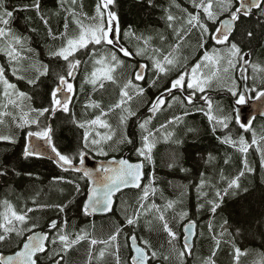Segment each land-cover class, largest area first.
I'll use <instances>...</instances> for the list:
<instances>
[{
	"label": "snow or ice",
	"instance_id": "obj_1",
	"mask_svg": "<svg viewBox=\"0 0 264 264\" xmlns=\"http://www.w3.org/2000/svg\"><path fill=\"white\" fill-rule=\"evenodd\" d=\"M77 0H60L61 7L65 11L63 31L54 33L49 24V19L44 16L41 11V0H32L31 4H23L14 7L11 10L5 6L6 0H0V54L7 59V66L0 65V124H5V118L11 119L12 125L16 129L24 131L25 144L23 147V157L44 159L49 158L65 172L78 174L77 178L60 177L64 183L73 185V191L76 194L81 192V186L77 183L78 178H84L87 181V200L83 203L84 215L89 212L95 214L97 212L108 213L113 210L114 198L117 193H120L126 188H135L139 190L137 199V207L132 213L124 209L125 215L123 223L116 222L114 231H112L107 239L97 240L90 238L89 234L83 229L79 233L73 234L67 232V220L61 226L55 220L48 225L47 231H35L36 224L28 225L31 217L29 213L34 211V208L28 207L21 212L14 210L13 206L7 201H3L5 211L0 213V242L6 241L8 234L15 232L16 236H23L28 233L25 239L21 241L22 247L15 251L14 255L0 256V264H38L39 253L53 252L59 259L53 260V264H62L64 256L71 248L79 244L80 241L90 238V245L95 246L98 243L104 244L107 247H115V264H120L119 256V237L121 233L125 236V241L131 240V251L135 255L131 256L132 264H151V260L158 259V252L153 247L150 239H143L125 232V226H139L141 217L145 218V228L147 231H152L153 221L159 222L162 233L165 234L163 239L167 244L174 246L176 242L182 238V250L179 251L178 257L180 264H184L186 254L191 255L194 247L192 237L195 234L196 224L188 219L189 213L181 209L178 213L175 212L174 206L182 203V200H167L163 205H157L154 201L146 203L150 195L155 196L157 189L152 187L155 183L154 174L149 175L148 184H144V162H153V149L160 137H163L167 142L174 133L169 129V126L177 125L183 122V117L190 113L189 106L195 108L196 111L203 112L207 116L208 121L213 125L212 131L215 134L217 130L223 133L217 136V139L225 145H228L244 155V169L252 172L253 169L248 163L247 154L250 149L255 150L261 156L260 167L264 168V134L257 138V133L252 129L251 119L244 118L239 112L235 116V123L244 133L252 132V139L249 142L243 134H237L234 138L230 128L232 117L229 115H214L213 102L210 96L204 95L206 91L212 87L213 83H221L222 86H227V91L233 97H236L235 104L243 105L246 102V94L249 92L255 93L257 100L264 98V90H259L255 87L238 91L236 81L229 74L234 72L238 67L241 70V75H244L246 66L249 65L247 53L242 47L243 37L237 39L235 33L239 23H243L242 17L250 18L253 16L254 10L264 13V0H190L191 9H182L184 15L176 17L170 12L166 13L167 27L172 30L175 43L169 45V49L165 52L158 47H152L150 44L151 37H136L137 41H142L143 46H137L135 56L141 57L147 62H137L132 69L130 77L120 87L119 99L111 104L107 110L101 107V104L90 99L89 103L85 104V108L99 109V114L93 119L86 122L78 123V127L85 128L82 138V147H79L72 154L62 153L53 140V129L48 123V119L56 111L62 110L65 113L69 112V103L72 99L71 95L74 86L69 78H73L79 66L89 61L92 63L93 70L85 76V83H89L94 89L99 87L104 88V82L110 81L117 84L115 72L124 66L126 63L124 58L133 57V52L124 47L120 43V29L118 24V16L116 12L111 10V6L115 4V0H99L96 5L95 16H84L85 20H90L92 23L85 24L78 18L76 12ZM68 4V7H64ZM176 7H180L178 4ZM35 11L37 16L43 21L48 29V36L53 40H61V46L51 53L52 57L60 58L66 62V74L58 76V83L51 90L50 99L47 107H33L31 104H26L25 101H31L32 97L21 91L17 84L8 78L9 70L11 75L16 80L27 79L29 85H35L40 76H45L48 73L47 65L33 68L38 73L35 78H26L21 74V62L29 57L24 53H32L34 50L30 47L31 38L22 34H18L12 27L14 13ZM227 14V18H221ZM106 15V19H105ZM72 17V21L78 26V33L75 35L68 34V18ZM180 20L179 25L175 23ZM212 25H216L215 28ZM29 31H36L30 28ZM196 47L203 49V54L192 65L187 63V57L181 58V45L190 35L197 34ZM125 36L131 35V32H126ZM249 32L248 36L251 37ZM161 41L165 37H160ZM211 43L212 51H208L206 47ZM223 45L221 50L216 46ZM82 57H88V60H83ZM254 72H264V68L257 65H251ZM207 69V71H204ZM152 76L149 77L148 73ZM175 73V75H172ZM165 77V85L158 93L147 100L146 108L150 114L142 117L138 111L133 110L130 102L134 97L146 96V88L143 83L147 81L148 88L157 87V83L161 77ZM230 81V86L228 82ZM197 93L201 95L197 97ZM204 102L207 107H196V101ZM186 102V103H185ZM176 103H179L184 108L183 115H172L170 118H165L164 122L158 127L153 126V120L157 114L168 109H172ZM119 109L120 114L118 124L122 131L118 143H127L133 146L140 162L130 163L127 159L109 160L99 164L94 170H88L84 167L85 157L89 152H94L97 156H107L108 152L105 145L113 141L117 134V130L108 123L106 117L109 113ZM222 111V110H221ZM264 116V111L260 112ZM43 118V119H41ZM136 118L138 128L140 130V145H136L134 138L130 137L126 132L127 122ZM75 122V120H74ZM90 128H104L108 131L101 134L96 132L92 136ZM192 129H189L191 131ZM159 134V135H158ZM0 141L8 143H16L15 134H0ZM214 159L209 156V160ZM225 164L229 163L225 159ZM169 167H172L170 164ZM182 171L184 169H181ZM8 174L7 166L0 169V176ZM245 174L241 170L239 174L227 181V187L223 189V194L217 190L215 196L218 200H222L223 196L228 195L230 189L239 188V178ZM29 175H31L29 173ZM201 181L195 187L199 196H204L202 192L205 185L203 179L204 173H201ZM221 180L225 177L221 174ZM162 195V194H161ZM75 197L63 204L56 205H38L37 207H55L59 212H65V209L74 202ZM35 204V200L33 201ZM211 205V212L215 215L220 204L217 200L208 201ZM203 204L197 205V211L203 208ZM173 210V220L180 224L182 234L178 236L177 231L171 226V221L167 218L166 213ZM151 217V218H148ZM15 222H18L17 226ZM224 225H221L220 235H224ZM209 231H212V223L209 221ZM213 241L218 247L220 240L216 235H213ZM52 248L49 249L48 245ZM163 247V244H161ZM216 249H213L212 256H215ZM235 259L239 261L242 254L239 248H234ZM246 254V253H244ZM89 258L92 257L91 249L89 250ZM163 255V254H160ZM105 256V250H101L99 258ZM36 257V259H34ZM49 259H52L49 256ZM165 261L169 260L168 255H163ZM203 264H214V260L206 258ZM254 264H264V259L255 261Z\"/></svg>",
	"mask_w": 264,
	"mask_h": 264
},
{
	"label": "trees",
	"instance_id": "obj_2",
	"mask_svg": "<svg viewBox=\"0 0 264 264\" xmlns=\"http://www.w3.org/2000/svg\"><path fill=\"white\" fill-rule=\"evenodd\" d=\"M31 2L32 0H6L5 6L11 10L23 4H31ZM98 2L99 0H77L75 10L78 13V18L85 24L92 23L90 20H85L84 16H95ZM177 4L180 6L179 8L176 7ZM188 6L187 0H115V4L111 6V10L116 12L118 16L120 43L134 53L138 45L143 46L142 41L138 42L136 37L143 36L151 37L150 44L152 47H163L164 41H161L160 37L163 36L166 39L167 35L171 32V29L167 27V21L165 19L166 13L170 12L179 18L184 15L182 9L188 8ZM64 7H68V4H65ZM41 11L49 19V24L54 33L64 30L63 24L66 13L61 7L60 0H41ZM254 13L250 18H241L243 23L238 22L235 33L237 39H240L241 36L243 37L242 47L244 52H249L251 58L256 62H261L264 61V13L257 10H254ZM222 17H227V14H224ZM68 23V34L71 36L78 33V26L72 21V17L70 16ZM175 23L178 26L180 20L177 19ZM215 26L212 25L213 28ZM12 27L18 34L31 38L30 47L34 50L32 53H24L29 58L21 62V74L26 78H35L38 73L33 68V65L41 68L43 65H47L48 73L45 76H40L35 85H29L27 79L16 80L11 75L10 70L8 78L16 83L21 91H24L28 96L32 97L31 101H25L26 104H31V106L37 108L41 106L47 107L51 90L58 83V76L60 74H66L67 71L65 61L51 56V53L61 46L62 41L58 39L53 40L48 36V29L35 11L14 13ZM159 27L162 29L160 37L157 33V30H160ZM30 28L36 31L31 32L29 31ZM126 32H131V35L125 36L124 34ZM249 32L252 33L251 37L248 36ZM206 47L211 53V43ZM216 47L220 49L219 45ZM195 52L199 56L203 54V49L198 50L195 46ZM82 59L88 60V57H82ZM124 59L126 61L132 60L131 58ZM197 59L199 57L195 60ZM143 60L140 57L135 58L136 63L146 62ZM0 65L7 66V59L2 54H0ZM132 69L133 67L131 65L122 68L121 72L118 73V78L121 81H126L130 77L129 71L131 70L132 72ZM92 70L91 61L87 64L82 63L79 66L74 77L69 78L74 86L72 99L69 104V112L65 113L62 110H58L48 119V123L53 129V140L62 153L72 154L79 147H82V138L86 129L78 127V123L95 118L100 111L99 109L85 108V104L89 103L90 99L100 103L101 107L105 110L118 99L116 97V90L106 96L100 94L99 87L94 89L91 84L85 83V76L90 74ZM149 76H152V73ZM117 90H119L118 87ZM209 94L211 99L218 98V93L210 92ZM219 100L218 107H220L221 101H225V98ZM214 103L216 104V102ZM174 107L178 110L177 115H183L185 109L179 103H176ZM188 110L191 113L189 117L192 116L195 121L203 117L199 111H196L191 106H189ZM5 120V124H0V134H15L16 143L0 141V169H3L4 166H7L8 169L7 175L0 176V213L5 211L3 207V201L5 200L17 212L32 207L34 211L28 214L31 219L28 221L27 226L36 224L37 228L35 231H47L51 221L57 220V223L63 226L66 219L67 232L73 234V238L74 234L79 233L81 229L88 234L91 230H94L95 233L101 227L106 229L104 232L114 230L116 220H118L115 212L112 216L97 218L95 223L91 222L82 213L81 202L84 195V180L82 178L77 179V183L81 186V192L76 194L73 191V185L66 184L59 178L75 179L78 175L60 170L53 162L46 159H25L22 155L25 144L24 131L16 129L12 125L10 118L6 117ZM130 120V129H132V122L134 120ZM134 123L137 124L136 122ZM119 127L116 129L117 133L120 131ZM188 127L192 129L189 131L191 135H179V142L175 146H172V144L164 146L161 140L156 143L152 153L153 165L155 167L154 172H152L155 176V183L152 187H155L157 192L155 196L150 195L146 203H152L154 201L157 205H163L167 200H182V203L174 206L175 212L178 213L181 209L188 211V219L194 221L197 225L195 246L191 257L188 258L187 255L185 256L184 264H203L206 258L214 260V264H237L234 258V248H239L242 253L239 257L238 264H254L255 261L264 259V186L256 183L255 186L241 190L236 194H233L230 189L228 195L223 196L222 200H218L215 194L212 193V188H215L214 181L209 183L207 182L208 180H205L208 186L205 184L202 192L206 193V195L199 196L195 186L199 184L197 180L200 179V172L219 174L220 170H222L223 175L225 172L227 180L218 187V190L223 194V189L227 187L228 179H231V176L237 174L238 171L230 173L229 164H225L224 161L225 159L230 161L231 157L235 156L234 153H237L239 159H242V153L236 152L234 148L225 144H222L224 148L223 152L221 149H214L211 146L212 139L217 140V136L219 135H210L209 125L207 127L201 125L203 134L198 133L199 124ZM137 129L139 130V128ZM138 130V135H134L130 130L126 132L130 137L135 139L136 145L138 144L139 146L140 130ZM262 131L264 133V128H262ZM244 136L246 140L251 141L250 135ZM167 146H171L169 149L173 150V153H177L178 156L183 154V158L171 164L172 167H169L170 164L163 165L160 162V158ZM156 149L158 150L156 151ZM122 155H126L130 160L139 159L132 145L121 147L120 151L114 156L120 157ZM207 155L208 158L211 156L214 159L211 161L208 160ZM146 163L147 161H145ZM179 169H185L187 173H179ZM257 175L262 176V173H257ZM148 177L149 169H146V180L144 184H148ZM178 181L180 184L176 187ZM138 195L139 191H129L122 194L121 198L126 199L128 203L130 201L133 205L131 211H134L137 207ZM72 197H75L74 202L63 213L59 212L55 207H37L38 205L63 204L72 199ZM34 200L36 202L35 204L33 203ZM211 200H217L220 204L215 215L211 212V205L208 203ZM198 204L204 205L199 212L197 211ZM166 215L172 222L171 226L177 231L178 236H180V224L183 222L177 223V221L173 220V210H169ZM209 221L212 223L211 232L208 227ZM225 221H227V224L224 226V235L221 236V225H224ZM14 223L20 226L18 222L14 221ZM130 228L132 230L129 229V233L143 239L151 240L153 247L158 252V259L151 260V262L180 264L178 257L179 251L182 250L180 240L173 242L174 246L178 249L175 255L176 259H174V256L168 253L169 249L173 246L167 244L166 240L163 239L165 234L162 233L159 222L153 221L152 231L149 232L145 228V218L141 217L139 226H131ZM2 231L0 229V233ZM27 235L28 233H24L23 236L18 237L15 232L8 234L9 238L4 242H0V255L15 252L21 246V241ZM213 235H216L220 240L218 247L213 241ZM120 237L123 240L125 239L123 233H121ZM161 244H163V247H161ZM48 247L51 249L52 245L49 244ZM87 247L88 239L80 241L79 244L71 248L64 256L62 264H86L88 260L86 258ZM95 247L99 248L100 246L96 245ZM214 248L216 249L215 256H212ZM160 254L168 255L170 259L165 261L163 255ZM49 256L52 259H49ZM120 256L121 264H129V253L126 244L121 246ZM55 259H59V257H56L53 252L43 253L38 256V264H49ZM112 263L114 262L111 261Z\"/></svg>",
	"mask_w": 264,
	"mask_h": 264
},
{
	"label": "rangeland",
	"instance_id": "obj_3",
	"mask_svg": "<svg viewBox=\"0 0 264 264\" xmlns=\"http://www.w3.org/2000/svg\"><path fill=\"white\" fill-rule=\"evenodd\" d=\"M182 1H184V0H182ZM187 3L190 4V1L187 0ZM159 29H160V27H159ZM161 30L162 29L157 30V33L159 34V37L161 36L160 35V33L162 32ZM197 35H198V33L194 34V35H190L186 39V41L181 45L180 56H181V58L187 57V63L189 65L194 64L196 62L195 59L202 55L201 54V55L198 56L196 54V52H195ZM174 40H175V37H174V34H173L172 30H171V32L167 35L166 39L164 40L163 47H158V48H161L165 52H167L168 49H169V45L175 43ZM136 57L137 56H135V52H134L133 53V57H131L132 60H129V61L125 60L126 63L124 64V66H122L121 68H119L115 72V77H116V80H117V84H113L110 81H105L104 82V88L103 89L99 88L100 89V91H99L100 94L107 96V95H110L112 93V91L116 90L117 91L116 97H118V99H119V92L120 91L117 90V87H118V89H120V86L123 85V83L125 81H121V79L118 78V73L121 72L122 68L129 67V65H131L133 67L136 64V61H135ZM143 61H146V60H143ZM250 65H249V68H250ZM254 65H257L256 62H255ZM204 71H207V69H205ZM129 74L131 75V70L129 71ZM149 74L151 75L150 72L148 73V75ZM172 75H175V73H173ZM229 75L233 79H235L236 87H237V89L239 91V83H238L237 76H236V70L234 72L230 73ZM250 76H251L252 80L256 81V83H260V81L258 80V75L257 74L251 73ZM165 79L166 78L162 76L160 78V80L158 81V83H157V87L148 88V90L146 91V96H144V97H134V99L130 102L132 109L138 111V114H139L140 111L144 112L146 110V102H147V100L149 98H151V97H154V95H156L158 93L157 89H159L160 87H163L165 85ZM228 86H230V81L228 82ZM226 90H227V86H222L221 83H213L212 87L209 88L206 91L205 94L213 92V93H218V95H219L220 93H222V92H224ZM201 103H202V101H201ZM119 114H120V110L117 109L114 112L109 113L108 116L102 117V119H106L108 121V123L112 125V127L114 129H117V127L119 126V124H118ZM177 114H178V110H177L176 107H173L172 109H168L166 111L160 112V113L157 114L156 118H154L153 126L158 127L160 123L164 122L165 118H170L172 115H177ZM206 117H207L206 115H203V117H201L200 120H196L195 121V120H193L192 116H190V117H189V115L184 116L182 123H179L177 125L169 126L168 130L172 131L174 133V135L167 142H165L163 137H160L159 140H161V143H163L164 146L169 145V144H172V146H175L176 143L179 142L178 141V139L180 137L179 135H184V134L185 135H191L189 130H188V129H190L188 126H190V127L192 125L197 126L198 124L200 125V127L198 129V133L203 134V132L201 131V128H202L201 125H203L204 127H207L209 125V127L211 129H212V126H213L208 120H207L208 124L206 123ZM132 120H134V122H137L136 118H132ZM130 121L131 120H129L127 122L126 131L130 130L134 135H138V133H137L138 123L135 124L134 122H132L135 125H133L132 129H130V126H129ZM230 128H231V131H232V134H233V132L235 130L234 125H233V121L230 122ZM90 130L94 133V134L92 133V136H95L97 131H99L101 134H104V133H106L108 131V129H104V128H93V130H92V128H90ZM119 130H120L119 133L116 134V136L114 137L113 141L108 142V144L105 145V149L108 152L107 156H97L94 152H90V153L92 155H94L95 157H98V158H108V157H113L115 154H117L120 151L121 147H123L125 145H130V144H127V143H123V144L118 143V141L120 139V136H121V133H122V131H124V129H121L119 127ZM254 131L257 133V135H260V133H261L260 130H254ZM249 135L252 138V132H250ZM212 140H213V142L211 143V146L214 147V149H216V150H220L221 149V151L223 152L224 148L222 146V143L218 139L217 140L212 139ZM169 147H171V146H169ZM169 147L167 146L165 148L166 150L164 151L163 155L160 158V162L163 165L174 164V163H176L178 161V159L183 158V154H180V156H178L177 153H173V150L169 149ZM157 150L158 149H156V151ZM234 154H235L236 157L232 156L230 161H229V163H228L229 164V171H230V173H235L237 170L238 171H237V174H234V176H231V178L236 177L241 170H244L245 174L243 176H240V178H239V188L231 189L232 193L236 194V193H238L241 190H245L246 188H251V186L252 187L255 186L256 183H260L261 185L264 186V173H263L262 176L257 175V173L260 172V170H259V165H260V161H261L260 154L255 152L254 148L250 149L249 153L247 154L248 163L251 166V168L253 169L252 172H248L247 170L244 169V164H243V160L245 158L244 155H243L242 159H239V155L237 153H234ZM207 158H208V155H207ZM208 160H209V158H208ZM153 162H154V160H153ZM153 162L150 163V164H153ZM238 165H240V166L237 168ZM262 170L264 172V168H262ZM178 172L182 173V174L187 173V171L185 169L183 171L179 169ZM200 173H202V171ZM219 174H220V177H221L222 170H220ZM219 174H215V173H211V172H204L203 179L206 177L204 180H208L207 182H209V183H212L214 181V183H215V188H212L213 189L212 193H214V194L218 190V187H220L222 185V183H224L227 180L225 172H224V175H223L225 177L224 180L220 179ZM201 179H202V177L200 176V179H198L197 182L200 183ZM179 184L180 183L177 182L176 183V187H178ZM205 184H206V186H208V183H205ZM132 207H133V205L129 201V203H128L127 207H126L128 213H130ZM123 214H125L124 210H123ZM177 252H178V249H177L176 246L171 247L169 249V251H168V253L171 256H174V259H176L175 255L177 254ZM86 264H87V262H86Z\"/></svg>",
	"mask_w": 264,
	"mask_h": 264
},
{
	"label": "water",
	"instance_id": "obj_4",
	"mask_svg": "<svg viewBox=\"0 0 264 264\" xmlns=\"http://www.w3.org/2000/svg\"><path fill=\"white\" fill-rule=\"evenodd\" d=\"M227 18V17H226ZM239 79L241 81V84H242V89L243 91L246 89V83H245V71H244V75L242 76L241 75V70L239 71ZM70 95V94H68ZM246 97H247V94H246ZM261 111H264V98L262 99H255L254 101L252 102H248V105L245 106V108H242L239 113L246 119H250L252 118L253 116L257 115V116H261L260 115V112ZM46 160H49L51 162H53L51 159L49 158H45ZM119 159H127L125 156H121V157H110V158H107V159H96V158H93L91 155L87 154V156L85 157V164H84V167L87 168L88 170H94L96 167L99 166V164L101 163H104L106 161H109V160H119ZM130 163H137V162H140V161H136V162H133V161H130L128 160ZM54 163V162H53ZM55 166L58 167V165L56 163H54ZM60 168V167H59ZM61 169V168H60ZM63 170V169H62ZM64 171V170H63ZM144 171V169H143ZM88 187V186H87ZM123 190H136L135 188H126V189H123ZM122 190V191H123ZM118 194V193H117ZM116 194V195H117ZM87 200V188H86V194H85V201L86 202ZM82 211H83V205H82ZM112 212V211H111ZM111 212H108V213H103V212H97L95 214L89 212V214L87 216H90V215H94V216H99V215H107V214H110ZM84 213V212H83ZM196 224V223H195ZM196 234H197V226L195 228V234L194 236L192 237L193 240H195V237H196ZM182 244H183V240H182ZM22 247V244L21 246ZM18 250V249H17ZM16 250V251H17ZM129 250H130V253H131V256L132 255H135L134 252L131 251V240H129ZM15 252L13 253H9V254H1L0 256H9V255H14ZM41 253L37 254V255H40ZM34 259H36V257H34ZM130 263L132 264V260H131V257H130ZM50 264H53V263H50ZM157 264H160V263H157Z\"/></svg>",
	"mask_w": 264,
	"mask_h": 264
},
{
	"label": "flooded vegetation",
	"instance_id": "obj_5",
	"mask_svg": "<svg viewBox=\"0 0 264 264\" xmlns=\"http://www.w3.org/2000/svg\"><path fill=\"white\" fill-rule=\"evenodd\" d=\"M142 83L144 84V82H142ZM70 95H72V94H70ZM249 96H250V95H249ZM70 102H71V101H70ZM227 103H228L227 101H223V102H222V108H223V109H225L226 106L228 107ZM69 104H70V103H69ZM229 104H230V102H229ZM231 105H232V104H231ZM233 110H234V109H233ZM256 120H260V122H262V123L264 122V119H261V118H254V119L251 121V125H254V123H255Z\"/></svg>",
	"mask_w": 264,
	"mask_h": 264
}]
</instances>
